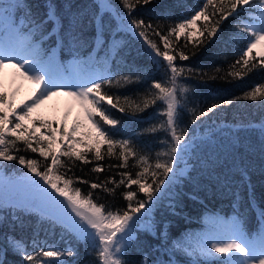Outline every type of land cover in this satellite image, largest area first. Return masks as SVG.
<instances>
[{
  "label": "snow or ice",
  "instance_id": "obj_1",
  "mask_svg": "<svg viewBox=\"0 0 264 264\" xmlns=\"http://www.w3.org/2000/svg\"><path fill=\"white\" fill-rule=\"evenodd\" d=\"M149 2L118 0L116 14L120 30L113 35L105 30L101 14L111 12L113 4L111 0H97V11L90 19L95 22V32L86 36L81 27L65 25L62 14L51 0L43 14L34 12L27 0H0V69L10 64L18 69L23 79L37 86V94L30 103L20 106L19 111L6 94L0 92V208L7 204L10 208L20 209L19 215L35 213L37 223L42 227L47 225L53 231L59 229L83 243L86 251L95 253L91 264H130L128 254L139 243L138 228L149 235L157 231L152 219L153 210L163 206L165 200L169 201L168 207L175 210L178 185L186 175L187 157L199 147L195 126L203 125V118L209 117L218 107L208 106L199 112L195 106L189 108L191 100L185 99L188 88L180 79L185 67L175 63L177 54L173 44L178 43L180 37H184V48L189 43L196 48L205 41L211 42L218 39L217 33L223 32L222 26L227 27L225 21H228L235 30L230 33V39L238 45V58L226 75L243 78L258 66L264 68V0H204L166 29L133 15L137 5ZM202 19L205 22L198 25ZM130 38L140 45L135 55ZM97 48L105 53L103 71L97 70L96 61L90 54ZM84 49L87 52H83ZM254 49L260 50L254 55ZM58 51L61 57L65 51L73 57L74 63L69 68L58 59ZM84 55L88 58L83 59ZM138 55L149 56L153 65L164 69V77L152 79L150 70L137 63ZM178 56L180 61L189 59L183 50ZM117 57L124 62L120 71L107 67L109 60L119 67ZM188 71L193 69L188 68ZM150 79V87L136 100L106 90L125 88ZM61 92L79 103L94 131H78L83 128L79 122L70 130L66 124L56 128L44 121H39L37 126L31 114L48 98ZM242 98L264 101V85L254 87ZM158 101L162 106L154 109L153 118L166 119L142 129L139 134L117 138L125 128L126 120L116 117L112 109L124 114L128 120H135L138 119L136 113L156 106ZM186 114L190 117L187 122ZM157 132L164 134L160 140L162 150L156 151L153 157L152 150L146 145L141 146L137 135ZM21 145L25 152L36 153L41 159L18 155ZM106 157L116 161L107 165L110 172L114 169L123 171L104 178L97 176L94 180L75 175L76 169L84 173L88 165H91V173L104 172L105 166L99 162ZM10 162H16L26 172L18 178H5L4 167ZM129 168L135 171H128ZM76 183L88 185L92 191L84 194L74 186ZM121 188L124 191L119 195L127 202L123 208L113 210L112 205L100 203L99 196L93 198L97 189L106 196L115 197ZM235 196L239 201L240 193ZM253 200L250 196L247 207L257 210L258 227L255 230L246 231L244 212L237 211L230 220L213 221V230L195 245L176 240L172 244V254L183 253L193 258L189 264H264V208L254 204ZM159 235L162 237L164 233ZM5 242L7 246L0 247V264H7L9 248L27 264H70L65 257L77 255L71 240L65 248L49 245L32 252L27 251V245L21 239L6 236ZM141 264L159 262L149 261L145 256ZM162 264H173L172 257L168 256ZM176 264L180 262L176 261Z\"/></svg>",
  "mask_w": 264,
  "mask_h": 264
},
{
  "label": "trees",
  "instance_id": "obj_2",
  "mask_svg": "<svg viewBox=\"0 0 264 264\" xmlns=\"http://www.w3.org/2000/svg\"><path fill=\"white\" fill-rule=\"evenodd\" d=\"M51 2L57 6L66 26L73 24L75 27H81L86 36H91L95 32V22H90V19L97 11V0H51ZM117 2L118 0H111L113 4L111 12H101L104 16L105 30L113 35L120 30V20L116 14ZM203 2L204 0H150L147 5H137L133 15L137 19H143L145 22L150 21L153 25H159L166 29L167 26L174 24L178 18ZM27 3L32 6L34 12L43 14L49 0H27ZM204 22L202 19L198 21V25ZM225 25L227 27L222 26L223 32L217 33L218 39L211 42L205 41L199 47L193 48V45L189 43L184 48V37H180L178 43L173 44L174 53L177 54L175 63L177 66L185 67V72L180 79L188 88L185 99L191 100L189 108L195 106L199 112L200 109L208 106L217 105L218 107L214 113L209 114L210 118H203V125L198 123L195 126V139L199 147L196 148L194 154L190 153L187 157L186 175L178 185L179 196L176 198L175 210L168 207V200L164 201L163 206L153 210L152 219L155 221L157 231L149 235L138 228L139 243L133 246L128 254L130 264H141L145 256L149 261H158L159 264H162L168 256L172 257L173 264H176V261H179L180 264H189V260L193 258L187 257L183 253L173 255L172 244L176 240H181L195 245L197 241L201 240L200 236L203 231L210 228L208 223L210 220L220 218L227 221L234 218L237 211L244 212V218L247 221L246 231L255 230L258 227L257 210H249L247 205L251 196L254 197V204L264 208V101L244 100L242 97L254 87L264 85V68L258 66L255 70L244 74L243 78L226 75L230 65L238 58L236 54L238 45L230 39V33L235 30L228 21H225ZM113 29L115 32L112 31ZM197 38L198 36L192 39ZM153 39L156 38L153 37ZM172 39L175 40V37ZM199 39H203V37H199ZM130 47L135 55L136 49L140 45L135 39L130 38ZM181 50L189 56L188 60H179L178 53ZM259 50L254 49L253 54L255 55ZM82 51L87 52V49ZM193 51L195 55H193ZM97 52H99L98 56ZM90 54L96 61L97 70L103 71L105 53L97 48ZM57 56L65 68L69 63H74L73 57L68 55L67 51L62 57L58 51ZM87 58V55L83 56V59ZM136 61L150 70L152 79L160 80L164 77V69L153 65L149 56L138 55ZM116 65L119 67H115L111 60L107 63L108 68L120 71L124 67V62L117 57ZM188 68L193 71L189 72ZM213 76L216 78L212 79ZM151 82L150 79L125 88L106 90L126 94L130 99L136 100L137 97L145 93ZM237 97H241V99H236ZM228 100H232L233 103L228 104ZM121 103H123V96ZM161 106L162 102L158 101L156 106L136 113L138 119L135 120H128L124 114L112 109L111 111L116 117L126 120L125 128L121 129V135L117 138L131 137L134 133L139 134L142 129H146L152 124L158 125L159 120L166 119L165 117L153 118L154 109ZM105 107L108 106L105 105ZM189 118L186 114V122ZM51 125L53 126L52 123ZM29 127L31 126L29 125ZM163 137L162 132L153 135H137L141 146L146 145L148 149L152 150L153 157L156 151L162 150L160 140ZM20 147L21 151L17 153L18 155L41 159L38 154L30 151L25 152L23 146ZM99 163L105 166L104 172L91 173L89 171L91 165H88L85 166L84 173L76 169L75 175L94 180L97 176L104 178L114 172L123 171V169H114L110 172L107 165L116 163V161L107 157ZM128 171H135V169L129 168ZM25 172L26 169L16 162H10L4 167V175L8 177ZM115 178L120 179L119 175H116ZM74 186L79 187L84 194L92 191L85 184L76 183ZM133 189H135V185H133ZM121 191L124 189H118L115 197H109L97 189L93 193V198L99 196L100 203L112 205L113 210H116L123 208L127 203L119 195ZM237 192L240 193L239 201L235 196ZM20 211V209L9 206L0 208V221H3L0 224V247L7 246L6 236L23 240L29 252L39 251L40 248L49 245L65 248L69 246L71 240V247L77 250V255L65 257L70 264H91V261L95 259V253L90 250L86 251L83 243H78L59 229L53 231L47 225L42 227L37 223L38 216L35 213L24 212L23 215H19ZM160 232L164 233L162 237L159 235ZM164 245L167 247H163ZM6 259L7 264H27L20 255L14 254L10 248Z\"/></svg>",
  "mask_w": 264,
  "mask_h": 264
},
{
  "label": "rangeland",
  "instance_id": "obj_3",
  "mask_svg": "<svg viewBox=\"0 0 264 264\" xmlns=\"http://www.w3.org/2000/svg\"><path fill=\"white\" fill-rule=\"evenodd\" d=\"M118 20V19H117ZM119 23V22H118ZM73 62H71L72 64ZM70 63L66 66L69 68ZM65 66V65H64ZM0 92H4L9 102L16 107V110H20V106L25 103H30L31 98L37 94V86L28 80L23 79L16 67L6 64L5 67L0 69ZM31 118L37 121L50 122L53 127L60 128L65 124L69 128L79 122L83 125V128L79 129L80 132L94 131L91 127L90 122H88L84 110L81 108L78 102L73 100L68 95L61 92L58 95L51 96L46 101H44L32 114ZM26 124L31 123L25 121ZM39 122H37L38 126ZM41 131H44L41 129ZM79 136H77V139ZM24 173H16L13 178H18ZM31 175V174H29ZM5 178L8 176L4 175ZM8 205L5 204L3 208ZM216 219L222 220L220 218H215L210 220L208 223L210 225L209 229H206L201 234V239L204 238L211 230L214 228L213 221ZM232 219V218H231ZM225 221V220H223Z\"/></svg>",
  "mask_w": 264,
  "mask_h": 264
}]
</instances>
